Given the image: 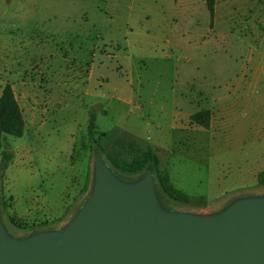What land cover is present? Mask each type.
Instances as JSON below:
<instances>
[{
    "label": "rangeland",
    "instance_id": "rangeland-1",
    "mask_svg": "<svg viewBox=\"0 0 264 264\" xmlns=\"http://www.w3.org/2000/svg\"><path fill=\"white\" fill-rule=\"evenodd\" d=\"M203 0L174 20V0H0V97L9 85L21 137L0 171V221L13 238L63 228L90 195L94 157L119 179L151 149L169 211L221 212L264 196V0ZM208 109L207 128L189 116ZM96 112L94 139L86 127ZM3 111H0V120Z\"/></svg>",
    "mask_w": 264,
    "mask_h": 264
},
{
    "label": "water",
    "instance_id": "water-1",
    "mask_svg": "<svg viewBox=\"0 0 264 264\" xmlns=\"http://www.w3.org/2000/svg\"><path fill=\"white\" fill-rule=\"evenodd\" d=\"M0 264H264V196L209 216L173 212L150 171L125 182L96 156L90 195L63 228L17 239L0 221Z\"/></svg>",
    "mask_w": 264,
    "mask_h": 264
},
{
    "label": "trees",
    "instance_id": "trees-1",
    "mask_svg": "<svg viewBox=\"0 0 264 264\" xmlns=\"http://www.w3.org/2000/svg\"><path fill=\"white\" fill-rule=\"evenodd\" d=\"M205 7L208 12L209 23H212V19L214 16V7L215 0H204ZM0 111H3L2 117L0 120V148L2 147L3 135H9L13 137H21L24 131L23 120L21 117L20 109L18 103L9 87V85H5L0 97ZM95 119L96 112L92 111L88 117V123L86 127V132L88 138L93 144V150L95 155H97L98 149L100 145L97 139H94V128H95ZM210 119V111L208 109L198 110L192 113L189 116V121L192 124L197 126L207 128ZM13 154L9 150L3 149L0 154V171L5 170L8 166V162L12 159ZM114 165L125 171V172H138L142 169L145 171H150L155 174L158 178V182L162 191L171 199L184 201V197L171 189L170 186L167 185L165 178L161 175L159 171L157 159L155 158L151 149H148L141 157H137L133 159L131 163H118L113 162ZM258 182L264 181V171L257 174Z\"/></svg>",
    "mask_w": 264,
    "mask_h": 264
},
{
    "label": "crops",
    "instance_id": "crops-1",
    "mask_svg": "<svg viewBox=\"0 0 264 264\" xmlns=\"http://www.w3.org/2000/svg\"><path fill=\"white\" fill-rule=\"evenodd\" d=\"M198 1L200 0H174V6L170 9L171 10L170 14H172L174 20L184 21L186 18L191 19V17L195 14V5L198 3ZM215 7H214V15L216 14Z\"/></svg>",
    "mask_w": 264,
    "mask_h": 264
}]
</instances>
